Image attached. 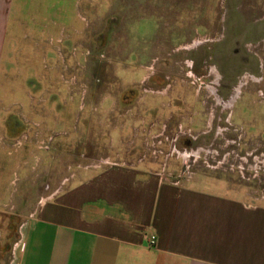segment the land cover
<instances>
[{
  "label": "rangeland",
  "instance_id": "obj_1",
  "mask_svg": "<svg viewBox=\"0 0 264 264\" xmlns=\"http://www.w3.org/2000/svg\"><path fill=\"white\" fill-rule=\"evenodd\" d=\"M262 15L264 0H6L0 264L42 188L70 187L86 169L141 165L169 179L189 168L191 180L242 167L261 177ZM251 182L255 200L264 182Z\"/></svg>",
  "mask_w": 264,
  "mask_h": 264
},
{
  "label": "crops",
  "instance_id": "obj_2",
  "mask_svg": "<svg viewBox=\"0 0 264 264\" xmlns=\"http://www.w3.org/2000/svg\"><path fill=\"white\" fill-rule=\"evenodd\" d=\"M91 169L70 187L42 188L17 223L7 264H264L254 179L204 169L175 185L141 165Z\"/></svg>",
  "mask_w": 264,
  "mask_h": 264
},
{
  "label": "built area",
  "instance_id": "obj_3",
  "mask_svg": "<svg viewBox=\"0 0 264 264\" xmlns=\"http://www.w3.org/2000/svg\"><path fill=\"white\" fill-rule=\"evenodd\" d=\"M241 157H244L245 156H241ZM187 160V159H185ZM245 160V159H244ZM187 164H185L186 166ZM242 167L240 168H237V171L239 172V174L243 177V178H246V179H255L257 178L258 182H264V167L261 169V177H258L257 173L253 172L251 175H246V176H243V171H242ZM193 171H191L189 168L187 169H183L182 170V173H180L178 175V177H175V178H167V177H159L161 180L163 181H169L175 185H182L185 181L189 180L190 179V176L192 174ZM258 197H255L254 199H256ZM259 198H262L264 199V187L261 188V192H260V196ZM155 239H156V236L155 234H148L146 235V241H147V244L148 245H153L155 243Z\"/></svg>",
  "mask_w": 264,
  "mask_h": 264
},
{
  "label": "flooded vegetation",
  "instance_id": "obj_4",
  "mask_svg": "<svg viewBox=\"0 0 264 264\" xmlns=\"http://www.w3.org/2000/svg\"><path fill=\"white\" fill-rule=\"evenodd\" d=\"M260 19L261 20H263L264 19V16L262 15L261 17H260ZM262 33H264V31L262 32ZM225 35V34H224ZM223 35V36H224ZM206 40L205 41H203L202 43H206L208 40L209 41H211V42H217V41H219L220 39H221V37H218V35L216 36V37H213V38H211V37H204ZM247 40H245V41H241V44H239V46H240V48H241V50L243 51V49L245 50L244 52H246V53H253L254 54V56L256 57V61H257V64H259L260 62H261V65H262V61H263V59L262 58H260L259 56H258V54H257V52H254L253 50H251L249 47H247V45H248V43H250L251 44V42H248ZM240 48H238V46L237 47H235V48H233V53H240ZM216 69V68H215ZM216 71H218L217 69H216ZM216 73V72H215ZM250 74V73H249ZM249 74H246L245 75V77H248V78H245V81H247L248 79H250V77H249ZM220 80V79H219ZM260 80H261V78H260ZM217 85H220V83H219V81H216L215 82ZM240 82H238L235 86H232L231 87V89H230V91H229V93H228V95L229 94H231L233 91H235L233 94H235V93H237V85L239 84ZM243 84H241L240 85V89H241V86H242ZM216 92H218V89H215L214 90V93L216 94V95H219L218 93H216ZM220 96V95H219Z\"/></svg>",
  "mask_w": 264,
  "mask_h": 264
},
{
  "label": "bare ground",
  "instance_id": "obj_5",
  "mask_svg": "<svg viewBox=\"0 0 264 264\" xmlns=\"http://www.w3.org/2000/svg\"><path fill=\"white\" fill-rule=\"evenodd\" d=\"M234 92H235V91H233V93H234ZM233 93L231 94L232 96H236V95H237L236 93H235V94H233ZM231 95H230V96H231ZM215 98H216V100L219 101V103L222 102V98H221L219 95H216ZM234 99H235V98H234ZM227 101H228V100H227ZM223 104H225V102H224ZM225 106H226V105H225Z\"/></svg>",
  "mask_w": 264,
  "mask_h": 264
}]
</instances>
